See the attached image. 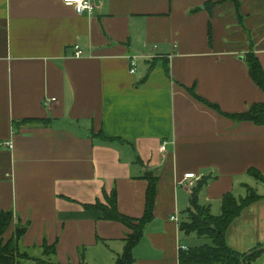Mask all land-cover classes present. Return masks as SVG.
<instances>
[{
	"label": "crops",
	"instance_id": "crops-1",
	"mask_svg": "<svg viewBox=\"0 0 264 264\" xmlns=\"http://www.w3.org/2000/svg\"><path fill=\"white\" fill-rule=\"evenodd\" d=\"M63 1L0 0V143L12 145L0 146V211L14 215L5 238L21 225L24 252L56 244L60 264H115L131 231L87 205L115 190L120 212L142 218L149 173L154 220L132 264H181L180 249L213 245L180 230L193 187L212 178L199 200L219 216L226 194L256 187L248 170L264 174V126L189 91L225 114L264 103L245 62L252 51L264 69V0H92V15ZM227 241L241 253L264 245V198Z\"/></svg>",
	"mask_w": 264,
	"mask_h": 264
},
{
	"label": "trees",
	"instance_id": "trees-1",
	"mask_svg": "<svg viewBox=\"0 0 264 264\" xmlns=\"http://www.w3.org/2000/svg\"><path fill=\"white\" fill-rule=\"evenodd\" d=\"M211 5L207 4L206 9L210 10ZM245 62L253 82L264 92V69L258 56L252 51L248 52L245 54ZM189 91L197 100L203 102L215 112L217 111L219 114L234 120L236 123L252 122L258 127L264 126V103L251 105L245 113L225 114L217 104H212L200 98L193 88H190ZM92 136L95 139L101 138L108 142L122 141L120 138L109 139L102 132H99V134L93 133ZM248 172L257 181L264 183L263 173L261 174L255 169H250ZM143 179L148 180V187L146 189V210L144 216L140 219L129 218L120 212L118 193L115 190L111 194H108L107 191L104 192L105 203L97 201L94 205H87L88 209L101 214V220L119 222L131 231V234L125 241L124 253L118 257L116 264H132L134 247L144 238L146 225L154 220L156 188L159 178L154 174L147 173ZM211 180L210 176H204L193 187L190 199L191 204L186 211L187 220L181 223L180 230L186 236L195 234L200 238L206 237L212 241L213 245H205L188 250L180 249L179 262L181 264H242V259L246 258V264H250L264 253V251H258L264 245H259L251 250V252L254 251V254L247 258L249 253H241L228 245L227 233L234 221L240 218L242 213L249 207L260 202L264 196H260L255 188L246 186L247 194L245 197L238 198L234 193L226 194L221 200V214L214 216L210 206L203 205L199 200V195L204 189L203 187ZM13 217L12 212L0 211V264H23V262L30 260L36 264H60L56 260L52 261V257H55L57 254L56 244L48 245L44 243L41 248L43 256L40 258L21 250L20 242L27 230L24 226H18L11 239L5 238L12 228ZM80 254L82 261H84V248H80ZM81 264L83 263L81 262Z\"/></svg>",
	"mask_w": 264,
	"mask_h": 264
},
{
	"label": "built area",
	"instance_id": "built-area-1",
	"mask_svg": "<svg viewBox=\"0 0 264 264\" xmlns=\"http://www.w3.org/2000/svg\"><path fill=\"white\" fill-rule=\"evenodd\" d=\"M63 2H65V4H67L69 6H72L78 15L85 14V13L92 15V13L95 10V4L92 0H64ZM155 48H157V46H155ZM74 54H75V57L82 58L84 55V51L81 50L80 46H76ZM131 59H132V62H131L130 73L135 74V68L137 66V60H136V58H131ZM55 100L56 99H53L52 102H55ZM2 145L6 146L8 148H12L11 143H6V144L0 143V146H2ZM165 149H166V146H163L162 151H165ZM185 178H186V180L195 178V174L188 173V175H186Z\"/></svg>",
	"mask_w": 264,
	"mask_h": 264
},
{
	"label": "rangeland",
	"instance_id": "rangeland-1",
	"mask_svg": "<svg viewBox=\"0 0 264 264\" xmlns=\"http://www.w3.org/2000/svg\"><path fill=\"white\" fill-rule=\"evenodd\" d=\"M250 181H252V182H254L256 184V187H254V188L257 190L259 195L264 194V183L263 182L261 183V182L257 181L256 179L255 180L254 179H250ZM244 189L245 188H240V189L237 190L236 196L238 198H240V196H241L240 192H243ZM107 252L110 254V251H107ZM35 256H37V258L42 257L41 254L40 255H35ZM54 260H55V257H52V261H54ZM116 262H115V264H116ZM23 264H36V263L34 261L30 260V261L23 262ZM99 264H105V263H99Z\"/></svg>",
	"mask_w": 264,
	"mask_h": 264
},
{
	"label": "water",
	"instance_id": "water-1",
	"mask_svg": "<svg viewBox=\"0 0 264 264\" xmlns=\"http://www.w3.org/2000/svg\"><path fill=\"white\" fill-rule=\"evenodd\" d=\"M258 251H264V247L258 249ZM252 254H254V251H253V252H249V254L247 255V258H248L249 256H251ZM242 260H243V261H242V264H246V262H247L246 258H244V259H242Z\"/></svg>",
	"mask_w": 264,
	"mask_h": 264
}]
</instances>
